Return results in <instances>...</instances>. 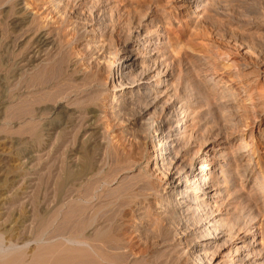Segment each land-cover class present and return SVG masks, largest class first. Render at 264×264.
Here are the masks:
<instances>
[{
	"label": "rangeland",
	"instance_id": "obj_1",
	"mask_svg": "<svg viewBox=\"0 0 264 264\" xmlns=\"http://www.w3.org/2000/svg\"><path fill=\"white\" fill-rule=\"evenodd\" d=\"M1 152V264H264V0H0Z\"/></svg>",
	"mask_w": 264,
	"mask_h": 264
},
{
	"label": "bare ground",
	"instance_id": "obj_2",
	"mask_svg": "<svg viewBox=\"0 0 264 264\" xmlns=\"http://www.w3.org/2000/svg\"><path fill=\"white\" fill-rule=\"evenodd\" d=\"M23 19H25V18H18L17 19V24L19 25V24H21L22 22H24V20ZM35 38H34V42H32L33 43V52L35 53V52H37V53H39V51H40V49H42V48H45V46H47V45H49L50 43H51V39H50V37H49V35H48V33H46L45 31H40V32H38L37 34H36V36H34ZM33 41V40H32ZM35 56H37V55H35ZM132 59V58H131ZM149 72V71H148ZM122 79V78H121ZM123 82V81H122ZM126 86H125V88H128L129 86H127L128 85V83L127 84H125ZM128 99V97L126 96V95H124L123 96V98H122V100L124 101V104H128L130 101H128L127 100ZM125 107V106H124ZM67 108V107H66ZM57 109H58V107H54V109H53V113L54 114H56V111H57ZM64 109V108H63ZM67 110V109H66ZM51 111V110H50ZM61 114V113H60ZM68 114V113H67ZM70 114V113H69ZM56 115H58V114H56ZM55 116V115H54ZM52 117V116H51ZM57 117V116H56ZM53 118V117H52ZM96 118V114H95V111H94V114L92 113V116H90V120L88 121L89 123V126H88V128H91V129H93L94 127H95V124H94V119ZM55 119V118H54ZM49 120H51V119H49ZM48 121V120H47ZM163 127H164V122L163 123H161L158 127H157V132L159 133V134H162V133H164L163 132ZM177 127V126H176ZM175 129H177V128H175ZM168 141H169V139L167 140V139H163V142H162V145L163 146H169V144H168ZM172 145V144H171ZM244 151H246V150H244ZM167 154H168V151L166 152ZM245 153V152H244ZM158 154V153H157ZM160 154V153H159ZM167 154H166V156H162L161 157V159H162V164H164V163H167ZM164 155V154H163ZM246 155V154H245ZM26 156H29V155H26ZM159 156V155H158ZM2 157H4V153H0V161L3 159ZM16 157V156H15ZM156 157V156H155ZM2 158V159H1ZM23 158V157H22ZM27 158V157H26ZM30 158V156L27 158V159H29ZM18 159V158H17ZM16 159V160H17ZM20 159V158H19ZM24 160V159H23ZM22 160V164H24L25 162ZM8 161V160H7ZM25 161H26V159H25ZM28 161V160H27ZM26 161V162H27ZM14 164V163H13ZM172 165V164H171ZM170 165V166H171ZM173 166V165H172ZM179 167V166H178ZM177 167V168H178ZM2 168H4V165H0V169H2ZM167 168H169V167H167ZM23 169V168H22ZM21 169V170H22ZM170 170H172V169H170ZM19 171V170H18ZM167 171H169L168 169H167ZM173 171V170H172ZM177 172H179V171H177ZM176 172V173H177ZM13 173V172H12ZM22 173H24V172H22ZM86 173V172H85ZM181 174V172H179L178 174H176V175H171L170 177V185H171V188H174V187H176L178 184H180L181 182H182V175H180ZM16 176V175H15ZM17 177H18V175H17ZM198 180V179H197ZM203 180V179H202ZM199 181V180H198ZM205 181V180H204ZM202 182V181H201ZM27 184V183H26ZM205 185H206V182L204 183ZM202 185V184H201ZM201 185H199V188H198V191H201V192H203L204 194H206V191H204V190H201L202 189V187L203 186H201ZM211 187H214V186H206V188L205 189H207V188H211ZM213 189V188H212ZM4 190V188L3 189H0V203H1V201L2 200H4V201H6L5 199H6V197L4 196L5 195V191H3ZM185 192H182V194L183 195H185L189 190H184ZM194 199H197V197L195 196L194 197ZM195 201V200H194ZM2 204V203H1ZM1 206H3V205H0V210L2 209V207ZM2 214V212H0V215ZM19 223V219L17 218V217H15L14 219H12L10 222H9V224H8V227H4L3 226V233H5L6 235H8V238H10V240L11 239H13V238H17V236H18V227H16L17 226V224ZM4 234V235H5ZM15 236V237H14ZM8 247V246H7ZM12 249H13V247H12ZM15 249H16V247H15ZM12 251H11V249H10V253H11ZM8 253V252H7ZM12 254V253H11ZM15 254V253H14ZM2 255V254H1ZM0 255V256H1ZM6 256V255H5ZM4 256H2V258H3ZM1 258V259H2ZM6 258V257H5ZM10 258V257H9ZM0 259V260H1ZM1 261H3V260H1ZM235 262V261H234ZM4 264H21L20 263V261H19V259H18V256H17V254H16V256H14V257H12V258H10L9 260H7L6 262H3ZM2 263V264H3ZM39 263V262H38ZM1 264V263H0ZM207 264V263H206ZM209 264V263H208Z\"/></svg>",
	"mask_w": 264,
	"mask_h": 264
}]
</instances>
